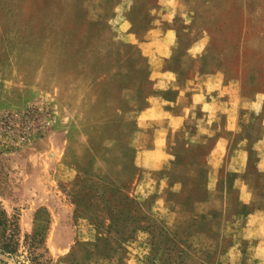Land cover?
Wrapping results in <instances>:
<instances>
[{"label":"rangeland","instance_id":"obj_1","mask_svg":"<svg viewBox=\"0 0 264 264\" xmlns=\"http://www.w3.org/2000/svg\"><path fill=\"white\" fill-rule=\"evenodd\" d=\"M167 1L0 0V204L22 233L43 235L53 264H264V228L245 220L264 195L242 205L224 165L214 176L215 137L194 135L195 119L153 149L137 118L153 82L128 40L162 19L173 67L261 90L264 0ZM201 35L205 55L182 65ZM79 81L104 82L91 101Z\"/></svg>","mask_w":264,"mask_h":264},{"label":"crops","instance_id":"obj_2","mask_svg":"<svg viewBox=\"0 0 264 264\" xmlns=\"http://www.w3.org/2000/svg\"><path fill=\"white\" fill-rule=\"evenodd\" d=\"M171 2L167 1L168 4ZM161 20L152 21L154 25L147 31L144 41L137 42L132 34L128 37L129 42L140 47L148 79L153 82L146 107L138 113V123L141 127L150 126L154 133L153 149L163 154L167 134L178 131L187 119H195L191 125L194 135L215 137L208 154V164L214 176L224 165L232 174V191L238 202L252 204L255 195H264V185L258 187L261 180L251 179L247 174L249 158L254 155L257 158L256 172L259 176L264 175V84L261 90L249 94L243 91L246 81H238L222 70L204 72L198 63L191 76V68L173 67L170 63L176 58L178 49L176 34L168 26L160 27ZM205 40L206 36L201 35L181 50L182 65L185 60L196 62L195 59L205 55ZM79 82L82 85L79 86L80 95L86 93V99L93 101L96 97L94 86L99 87L104 81ZM257 116L258 134L250 139L249 133L254 131ZM245 220L246 227L258 220L264 228V207L256 206Z\"/></svg>","mask_w":264,"mask_h":264},{"label":"trees","instance_id":"obj_3","mask_svg":"<svg viewBox=\"0 0 264 264\" xmlns=\"http://www.w3.org/2000/svg\"><path fill=\"white\" fill-rule=\"evenodd\" d=\"M18 220L0 204V264H53L43 235L22 233Z\"/></svg>","mask_w":264,"mask_h":264}]
</instances>
